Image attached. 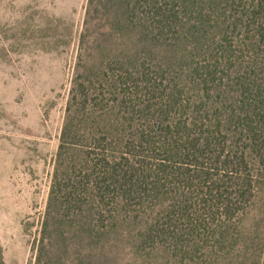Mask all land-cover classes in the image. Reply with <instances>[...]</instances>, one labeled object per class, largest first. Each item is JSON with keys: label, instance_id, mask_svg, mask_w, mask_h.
<instances>
[{"label": "trees", "instance_id": "1", "mask_svg": "<svg viewBox=\"0 0 264 264\" xmlns=\"http://www.w3.org/2000/svg\"><path fill=\"white\" fill-rule=\"evenodd\" d=\"M119 1L132 47L71 84L37 256L91 264L122 218L173 264H264V0Z\"/></svg>", "mask_w": 264, "mask_h": 264}, {"label": "rangeland", "instance_id": "2", "mask_svg": "<svg viewBox=\"0 0 264 264\" xmlns=\"http://www.w3.org/2000/svg\"><path fill=\"white\" fill-rule=\"evenodd\" d=\"M121 8L119 0H0V264L83 260L37 256V245L71 84L132 47L115 23ZM118 222L91 264H173L138 251L131 223Z\"/></svg>", "mask_w": 264, "mask_h": 264}]
</instances>
